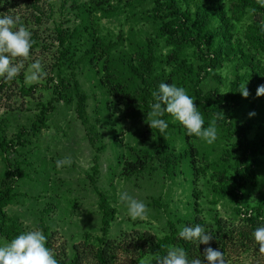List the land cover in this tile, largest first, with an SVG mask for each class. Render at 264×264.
Wrapping results in <instances>:
<instances>
[{
	"label": "rangeland",
	"instance_id": "obj_1",
	"mask_svg": "<svg viewBox=\"0 0 264 264\" xmlns=\"http://www.w3.org/2000/svg\"><path fill=\"white\" fill-rule=\"evenodd\" d=\"M151 1L4 0L0 4V15L19 16L21 23L32 32L33 39L27 59L13 58V63L24 64L20 73L11 80L0 77V136L7 142L6 149L0 147V177L13 165L22 172V176L14 173V198L2 210L17 222L20 232L41 230L58 260L68 262L76 246L80 249L83 263L96 264V238L104 235L110 252L114 254L113 264H147L155 253H146L137 263L140 252L147 250L148 244L139 235L160 238L166 232L167 219L174 221L180 215H192L194 190L200 191L197 200L207 220L216 212L223 219L237 221L234 203L229 197H218L210 188L213 181L211 168H207L197 180L188 168V178L184 179L180 167L172 173H166L158 166V170L145 168L130 176L120 173L121 165L117 159L127 158L129 147L137 145L141 150L154 151L158 143L156 133L145 131L151 117L139 109L129 110L108 95L99 82L102 77L100 63L97 69H92L87 60L78 59L84 52L83 41L88 34L70 33L83 24L78 8L91 6L95 9L98 2L100 5L93 9L91 24L107 40L115 41L112 54L119 66L120 78L126 79L129 72L121 65V52H128L133 40L144 42L156 33V25L151 24L152 19L146 13L152 6ZM108 6L112 8L108 9ZM191 10H194V5H191ZM244 17L241 21H250L247 13ZM238 29L243 30V27L238 26ZM60 32L72 44L67 40L61 44ZM68 45L69 60L61 54ZM154 50L157 56H164L168 48L160 43ZM182 56L197 70L201 61L194 46L185 47ZM36 60L41 62L46 75L29 84L26 77ZM232 65L230 61L219 69L224 80V85L219 86L220 94L227 93L231 80L233 82L235 74L240 72ZM154 67L155 73H162L165 77L170 71V66L157 60ZM174 84L184 87L180 82L175 81ZM212 84L207 77L201 87L207 91ZM58 91L63 97L57 94ZM248 93L247 97L240 94L238 105H234L241 120L249 123L242 138L256 141L259 151H264L263 97L258 96L255 89ZM79 97H82V111L78 110ZM41 112L44 118L42 125H38L35 132L27 133ZM20 130L24 131L20 137L23 141L17 143L15 136ZM171 131L168 130V138L173 136ZM176 139L178 143L175 146L180 143L178 137ZM200 141L208 151L215 146L214 143ZM218 145L216 152H208L207 160L215 158L218 161V152L222 153L225 148L223 141ZM65 157L71 159V165L58 168L56 161ZM232 159L225 163L220 161V164L232 165ZM152 164L157 162L154 160ZM242 190L245 202L253 205L262 200L264 161L254 168V177ZM125 191L147 204L145 219L132 220L128 216L126 202L119 200V194ZM177 228L181 229V226L177 225ZM8 242L0 235V245ZM225 262L264 264V251L258 247L243 253L230 246L225 253Z\"/></svg>",
	"mask_w": 264,
	"mask_h": 264
},
{
	"label": "trees",
	"instance_id": "obj_2",
	"mask_svg": "<svg viewBox=\"0 0 264 264\" xmlns=\"http://www.w3.org/2000/svg\"><path fill=\"white\" fill-rule=\"evenodd\" d=\"M128 3L131 5V2ZM150 4L152 6L146 13L152 19L151 24L156 25L155 36L148 37L144 42L133 40L130 43L132 45L130 50L121 52L119 56L121 65L129 72L128 78L121 79L118 74L119 66L112 54L115 41L107 40L92 26L94 7L91 6L78 8L81 10L79 16L83 17V24L70 33H79L81 36L88 34L87 39L83 41L84 52L78 59L87 60L92 69H97L100 63L102 77L99 82L108 95L122 102L129 110L139 109L148 117L153 103L152 93L158 90L159 84L180 82L188 93L195 97L194 105L198 107L205 120L216 119L218 137L214 142L215 146L208 151L199 138L187 135L183 124L165 112L162 118L169 122L166 133L151 129L150 125L145 130L156 133L158 143L154 151L141 150L137 145L129 147L130 153L127 158L122 161L117 159L121 165L120 173L122 176H130L144 171L145 168L158 170L157 166L166 173H172L176 167H180L184 179L188 178L186 170L188 168L193 171L197 180L207 168H211L212 192L218 197H229L234 203L233 210L238 218L237 221L226 220L213 212L210 220H207L197 200L200 191L194 190L192 215H180L174 221L167 219L166 232L160 238L139 235V238H145L148 244L147 250L140 252L136 259L137 263L149 252H154V257L164 256L167 249L174 245L183 247L189 259L201 256L204 264H208L203 255L207 247L223 251L224 256L230 246L240 249L243 253H249L254 248H260L251 233L257 226L264 224V197L260 202L251 205L245 202L242 189L254 177V168L264 161V151H259L256 141L249 142L242 138L249 123L241 120L235 106L238 105V97L241 94L239 89L244 83L247 91L253 89L256 91L259 85H264V7L258 0H152ZM99 5L96 2L95 9ZM191 5H194V10H191ZM252 9H255V12H252ZM246 13L250 21L245 23L241 20L245 18ZM238 26L243 27V30L238 29ZM66 40L72 44L69 39H65L64 33L60 32V43L63 44ZM160 43L168 48L164 56L155 54L154 47ZM187 46L195 47V53L201 61L197 64V70L182 56ZM69 49L68 45L65 51L61 52L64 59H71ZM156 60L160 64L170 66L167 77L162 73H155ZM230 61L233 62V68L240 72L235 74L236 78L230 82L231 87L223 95L219 92V86L224 85L219 69ZM207 77L213 84L204 91L201 86ZM60 93L61 91H58L57 94L62 96ZM260 96L264 102V94ZM79 99L78 110L82 111V97ZM37 119L40 124L33 122L27 133L35 132L39 128L38 125H42L43 112ZM169 129L173 132L171 138L167 136ZM22 133L23 130L17 132L15 136L18 139L17 143L23 141L20 139ZM176 137L180 142L177 146ZM221 141L224 142L225 148L222 153L218 152V161L216 162L215 158L207 160L210 155L208 152H216L218 142ZM10 143L13 145L12 141ZM6 146L7 142L0 136V147L4 150ZM254 155L257 156L248 160ZM229 158H233L234 164L222 165L230 161ZM154 160L157 164H152ZM220 161L223 162L220 164ZM17 169L18 167L14 165L9 166L7 173L0 177V235L8 241L21 233L17 222L2 210V207L14 198L12 192L14 173L22 176V172ZM105 218L104 223L107 225ZM195 223L205 225L212 233L213 239L207 245L199 243L194 245L191 241L179 238V232L184 225ZM177 225H180L181 229H178ZM103 236L96 238L94 254L96 264H113L114 254L110 252L109 242ZM74 248L73 257L68 262L58 260L59 264H85L80 249L76 246ZM151 257L147 264H151L152 260V264H156L155 259Z\"/></svg>",
	"mask_w": 264,
	"mask_h": 264
},
{
	"label": "clouds",
	"instance_id": "obj_3",
	"mask_svg": "<svg viewBox=\"0 0 264 264\" xmlns=\"http://www.w3.org/2000/svg\"><path fill=\"white\" fill-rule=\"evenodd\" d=\"M4 0H0L2 4ZM264 7V0H258ZM255 12V9H252ZM32 32L21 23L19 16L0 15V77L11 80L15 78L24 67L23 62L13 63V58L27 59L32 49ZM46 73L39 60L31 64L30 75L26 82H38ZM242 96L247 97L248 91L245 83L239 89ZM259 96L264 94V85H259L256 90ZM151 119L148 121L151 129L155 128L160 133H166L169 122L163 119L165 112L171 114L175 120L183 124L187 135H194L207 144H213L218 137L216 119L206 121L198 107L194 105L195 97L176 84L161 82L158 90L152 93ZM71 159L65 157L56 161V166L71 165ZM119 200L126 202L127 214L132 220L145 219L148 214L147 204L134 198L128 192H121ZM252 238L259 243L264 251V224L257 226L251 233ZM179 238L207 245L213 235L200 223L184 225L179 232ZM204 260L208 264H226L223 251L207 247L204 249ZM156 264H204L200 257L189 259L188 253L180 246L167 249L164 256L156 255ZM153 261V260H152ZM151 261V264H152ZM0 264H59L54 252L47 246V237L41 230L33 229L21 232L10 242L0 245Z\"/></svg>",
	"mask_w": 264,
	"mask_h": 264
}]
</instances>
